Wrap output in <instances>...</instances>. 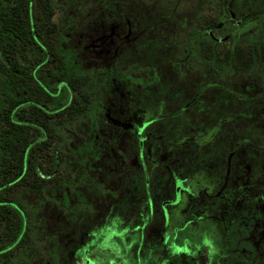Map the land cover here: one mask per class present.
Here are the masks:
<instances>
[{
	"label": "rangeland",
	"instance_id": "374dc122",
	"mask_svg": "<svg viewBox=\"0 0 264 264\" xmlns=\"http://www.w3.org/2000/svg\"><path fill=\"white\" fill-rule=\"evenodd\" d=\"M29 1L28 21L50 27L51 42L72 50L74 67L87 72L94 105L64 130L69 177L44 197L7 190L35 225L28 244L0 264H167L184 254L228 264L215 259L228 244L219 243V219L238 204L237 214L256 219L248 232L264 249V192L254 199L264 184V68L224 60L228 35L244 39L264 26V0ZM8 11L0 0V19ZM221 18L237 27L213 30L219 61L189 53V31ZM142 28L155 49L138 48Z\"/></svg>",
	"mask_w": 264,
	"mask_h": 264
},
{
	"label": "trees",
	"instance_id": "16d2710c",
	"mask_svg": "<svg viewBox=\"0 0 264 264\" xmlns=\"http://www.w3.org/2000/svg\"><path fill=\"white\" fill-rule=\"evenodd\" d=\"M2 1L9 11L0 19V74L3 76L0 88V242L6 243L0 247V261L3 258L10 261L16 251L30 241L35 220L33 212L23 202L15 197L9 199L7 190L17 192L29 187L33 194L44 197V191L52 182L59 181L61 176L69 177L71 174L64 165L68 144L64 130L90 115L94 103L88 99L87 72L77 71L72 63L74 52L64 49L57 40L51 42L50 27L44 29L28 21L30 1ZM47 5L50 16L53 10ZM191 36L199 38V34ZM231 36H228L231 48L224 55L226 62L236 61L243 69L253 65L264 68V26L258 25L246 33L244 39ZM205 45L207 60L218 62L213 50L215 43L209 35ZM244 45L246 50L241 49ZM10 89L19 96L11 94ZM136 140L137 151L142 152L140 134H136ZM89 150L90 145L85 146L83 152ZM77 151L82 153L80 149ZM229 177L230 171L225 178ZM259 192H264V184L258 187L255 199L261 198ZM211 199L220 200L215 195ZM231 219L224 216V221ZM225 236H232L230 227L226 228ZM95 251L93 254L99 257V250ZM94 260L96 264L102 263Z\"/></svg>",
	"mask_w": 264,
	"mask_h": 264
},
{
	"label": "flooded vegetation",
	"instance_id": "af4514ba",
	"mask_svg": "<svg viewBox=\"0 0 264 264\" xmlns=\"http://www.w3.org/2000/svg\"><path fill=\"white\" fill-rule=\"evenodd\" d=\"M222 19L223 18H221L220 20H216L215 23H211V24H207V21L205 19L204 25L202 26V24H201V28L199 30H196L193 32L189 31V36L186 38V42L189 44V47H187L186 50L190 53L192 49L197 48L199 50V52L201 53V57L206 58L204 55L205 54L204 48H205V46H206L205 44L207 42V35L210 36V38L214 41V43L216 45L217 38H216L215 34L213 33V30H219L224 25V23H231L233 25V23H232L233 21L231 20L232 18L227 19L226 22H224V20H222ZM143 20L141 21V24H143ZM237 23L239 24V21H237ZM140 30L141 31L139 32V36H138L139 42L137 44H138L139 49H143L141 52H143L145 50L155 49V45H154L155 41H154V38L152 37V35H149L150 32H147L143 28ZM192 33L199 34V38L192 37L191 36ZM228 36L226 38L227 40H228ZM147 38H150L152 41H149V40L147 41ZM124 40L125 41L127 40V35L124 36ZM221 41H223V40L221 39ZM151 42H153V45H151L148 48L145 47V43H151ZM215 45H213V47ZM202 52H203V55H202ZM153 64H155V63H153ZM223 185H224V183H223ZM219 199L221 200L220 196H219ZM250 199H252V198H250ZM254 199H255V196H254ZM240 206L241 205L238 204L236 208H232L229 211V213L232 214V216L235 218V220H233V222L224 221L225 214H223L221 212V218L222 219L220 220V222L222 225L219 228L221 229L222 236L219 239V241H220L219 243L225 241L228 244L225 246V251H221V253H218L217 257L215 256V259H217V261H220L219 259H221V261L228 262V264H258L257 260L262 259V256H264V249H262V250L261 249H255L257 243L252 238V232H248L250 222H253V221L256 222V219L255 218L251 219V216H249V218H250L249 219L245 215L237 214L236 211H239ZM228 216H230V215L227 214L226 217H228ZM232 216H231V218H232ZM227 227L231 228V231H232L231 239L228 238L229 236H225V231H226ZM253 229L254 228H252V230ZM251 245H253V248L251 247ZM179 254L172 253V255H170V256H178ZM188 255L189 254L183 255L184 261L183 260L179 261L176 258H174V259L168 258L169 262L167 264H197V259L195 257L196 255L195 256H194V254H191L190 256H188Z\"/></svg>",
	"mask_w": 264,
	"mask_h": 264
}]
</instances>
